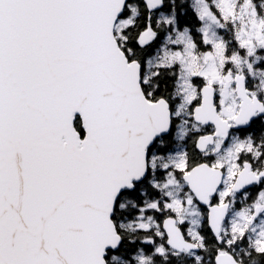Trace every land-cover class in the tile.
I'll return each mask as SVG.
<instances>
[{
    "label": "snow or ice",
    "instance_id": "obj_1",
    "mask_svg": "<svg viewBox=\"0 0 264 264\" xmlns=\"http://www.w3.org/2000/svg\"><path fill=\"white\" fill-rule=\"evenodd\" d=\"M0 264H264V0H0Z\"/></svg>",
    "mask_w": 264,
    "mask_h": 264
}]
</instances>
